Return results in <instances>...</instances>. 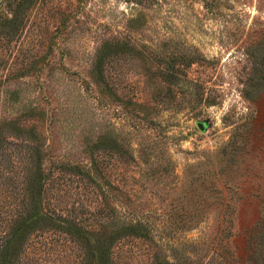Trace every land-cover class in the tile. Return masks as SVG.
Returning <instances> with one entry per match:
<instances>
[{"label":"rangeland","instance_id":"obj_1","mask_svg":"<svg viewBox=\"0 0 264 264\" xmlns=\"http://www.w3.org/2000/svg\"><path fill=\"white\" fill-rule=\"evenodd\" d=\"M0 141L47 214L147 225L113 264H264V0H0ZM52 236L18 264H97Z\"/></svg>","mask_w":264,"mask_h":264},{"label":"trees","instance_id":"obj_2","mask_svg":"<svg viewBox=\"0 0 264 264\" xmlns=\"http://www.w3.org/2000/svg\"><path fill=\"white\" fill-rule=\"evenodd\" d=\"M40 156V151L31 149L29 151L30 161L26 162L29 164L25 165L22 163L17 165L16 158L18 157L14 154H10L7 162L0 157V227L2 228L0 264H18L22 261L29 239L33 237H38L36 240L43 242L46 247L51 245L54 239L52 235L61 237L62 234L69 235L79 244L84 245L85 242L84 247L90 249L89 255L95 257L97 264H113V259L109 254L112 250L111 246L123 237H148L145 233L146 224L131 222L115 231L110 230V233L105 235V233L79 225L80 219L75 222L73 218L47 214L44 211L43 195L50 177L38 164H34V161H40ZM228 161V158L222 157L221 168H225ZM71 166L76 168L82 177L92 178L88 170L84 171L77 165ZM93 184L103 190L99 183ZM42 232L50 234L46 235L47 233ZM94 232L95 235L92 234ZM87 235L93 237L87 239ZM103 236H107L105 242L102 239ZM249 252L252 258L256 255L257 246L254 243L250 246ZM236 264L250 263L237 260Z\"/></svg>","mask_w":264,"mask_h":264},{"label":"water","instance_id":"obj_3","mask_svg":"<svg viewBox=\"0 0 264 264\" xmlns=\"http://www.w3.org/2000/svg\"><path fill=\"white\" fill-rule=\"evenodd\" d=\"M197 125H198V127H199L201 130H205V129L207 128V126H208V124H207L206 122H204V121H199V122L197 123Z\"/></svg>","mask_w":264,"mask_h":264}]
</instances>
